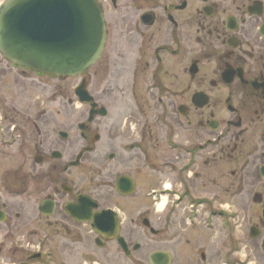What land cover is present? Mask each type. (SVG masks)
Returning <instances> with one entry per match:
<instances>
[{
    "label": "flooded vegetation",
    "instance_id": "af4514ba",
    "mask_svg": "<svg viewBox=\"0 0 264 264\" xmlns=\"http://www.w3.org/2000/svg\"><path fill=\"white\" fill-rule=\"evenodd\" d=\"M124 2L132 51L116 89L83 79L97 106L79 118L32 116L46 76L0 59V164L17 167L0 264H264V0Z\"/></svg>",
    "mask_w": 264,
    "mask_h": 264
},
{
    "label": "water",
    "instance_id": "95a60500",
    "mask_svg": "<svg viewBox=\"0 0 264 264\" xmlns=\"http://www.w3.org/2000/svg\"><path fill=\"white\" fill-rule=\"evenodd\" d=\"M98 0H4L0 5V54L13 65L59 79H76L95 66L106 49L108 30ZM81 104L91 103L82 81ZM98 214L95 232L110 229ZM115 224H117V221ZM154 263L155 257H152Z\"/></svg>",
    "mask_w": 264,
    "mask_h": 264
},
{
    "label": "rangeland",
    "instance_id": "374dc122",
    "mask_svg": "<svg viewBox=\"0 0 264 264\" xmlns=\"http://www.w3.org/2000/svg\"><path fill=\"white\" fill-rule=\"evenodd\" d=\"M4 0H0V4ZM101 4L105 11V18L108 22V28H109V37L106 44V49L102 55L101 60L92 67L87 73H84L82 77H79L76 79H59V78H51V77H42L40 79L41 87H32L26 86V103L23 107L26 108V111L30 112L32 116L39 115L40 113L45 112H53L56 114L60 111H76L77 113L75 116L79 118L80 112L82 110H85L86 108L84 105L80 104L77 101V98L74 96V91L77 86L81 84L83 79H86L88 82L91 83V86L89 90L91 91H101L103 88H113L116 89L115 82H113L112 74L110 73V69L114 67L112 62V57L117 49H124L128 53L132 51V45H131V39L129 38L128 33L122 34L121 27L123 26V23L121 21L118 22V19L121 15L126 14V7L124 4H126L123 1L119 0L117 3V8H114L111 4V0H101ZM119 15V17H118ZM128 25L130 22H127ZM131 26V25H129ZM127 26L130 30V27ZM131 54H128V57H130ZM3 59V56L0 54V59ZM132 62L130 59H127L126 61L122 63H130ZM120 64V63H119ZM109 69L108 74H105V70ZM11 79H13L11 77ZM10 80V79H9ZM10 82L9 84H11ZM121 85V84H120ZM122 87V85H121ZM13 92H10L9 95L12 96ZM36 100V101H35ZM68 100H71L75 103V106L68 107L67 103ZM37 102V103H36ZM126 102H120L117 103L116 110L120 111L125 108ZM79 112V113H78ZM57 120H60L59 118ZM4 142V141H3ZM12 150H10L11 152ZM3 164H0V199L1 201L6 200L5 194V185H6V178L10 172H13L17 167L14 165L15 163H9L3 162ZM157 185V184H156ZM155 185V186H156ZM159 185V184H158ZM3 194V195H2ZM2 195V196H1ZM165 197V196H163ZM166 199H159L157 200V209L160 208V206L164 207V202ZM165 208V207H164ZM33 252H36L37 249L33 248Z\"/></svg>",
    "mask_w": 264,
    "mask_h": 264
},
{
    "label": "bare ground",
    "instance_id": "6f19581e",
    "mask_svg": "<svg viewBox=\"0 0 264 264\" xmlns=\"http://www.w3.org/2000/svg\"><path fill=\"white\" fill-rule=\"evenodd\" d=\"M160 210H162L163 209V206H160V208H159Z\"/></svg>",
    "mask_w": 264,
    "mask_h": 264
}]
</instances>
